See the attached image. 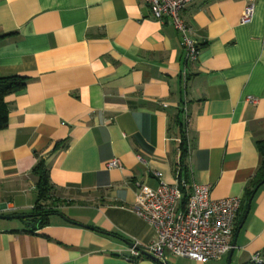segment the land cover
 Returning a JSON list of instances; mask_svg holds the SVG:
<instances>
[{"label":"crops","instance_id":"obj_1","mask_svg":"<svg viewBox=\"0 0 264 264\" xmlns=\"http://www.w3.org/2000/svg\"><path fill=\"white\" fill-rule=\"evenodd\" d=\"M181 17L195 62L144 0H0V75L25 78L5 98L0 215L32 214L40 163L54 202L41 228L0 220V264H173L182 258H124L128 244L153 240L133 210L138 189L161 182L239 198L243 217L262 163L264 0H195ZM112 160L121 169H107ZM240 222L230 264L264 254V185L236 232ZM229 252L206 264H227Z\"/></svg>","mask_w":264,"mask_h":264},{"label":"built area","instance_id":"obj_2","mask_svg":"<svg viewBox=\"0 0 264 264\" xmlns=\"http://www.w3.org/2000/svg\"><path fill=\"white\" fill-rule=\"evenodd\" d=\"M144 1L155 21L170 23L179 34L185 61L195 62L199 47L193 39L192 28L181 17L182 11L195 0ZM253 13L251 1L244 10L241 24L251 22ZM106 167L121 169V164L112 160ZM155 176L161 177L159 173ZM176 184L169 186L161 182L155 190L140 187L136 192L133 212L152 228L153 240L145 248L137 244L131 246L124 257L126 261L138 262L147 254L159 262L164 261L166 255H172L206 264L220 260L231 250L241 199L213 200L209 186L192 185L189 193L184 194L185 185L179 181ZM249 263L264 264V254H254Z\"/></svg>","mask_w":264,"mask_h":264},{"label":"trees","instance_id":"obj_3","mask_svg":"<svg viewBox=\"0 0 264 264\" xmlns=\"http://www.w3.org/2000/svg\"><path fill=\"white\" fill-rule=\"evenodd\" d=\"M25 86V78L19 76H2L0 75V131L7 127L8 111L5 104V98L11 94L21 91ZM182 142V141H181ZM185 141L183 140L184 145ZM258 149L262 155V163L256 170L253 178L246 187L243 202H248L258 190L264 185V139L257 143ZM35 174L39 178L37 186V202L33 207V212L24 221L37 228H41L46 224L48 217L54 214V204H49L51 200V185L49 183L48 174L43 165L40 163L34 169ZM241 211V213H240ZM243 207L241 206L237 222L242 218Z\"/></svg>","mask_w":264,"mask_h":264},{"label":"water","instance_id":"obj_4","mask_svg":"<svg viewBox=\"0 0 264 264\" xmlns=\"http://www.w3.org/2000/svg\"><path fill=\"white\" fill-rule=\"evenodd\" d=\"M255 192H256V190H255ZM250 202H251V200L248 201V204L246 206V210H245V212L243 214L242 220H241L236 232H238L240 230V228L242 227V225H243V223H244V221L246 219V216H247L249 208H250ZM27 217L28 216H23V215L22 216L21 215H15V216H3V215H0V220H13V219H15V220H24ZM128 245L133 246L134 244H128ZM233 248H234V243L232 245V248H231V250L229 252V255H228V258H227V264H230V258H231V253H232V249ZM137 249H139V248L137 247ZM144 255L146 257L150 258V259L156 260V259L152 258L151 256H148L147 254H144ZM156 261H158V260H156ZM162 263L163 264H167L166 262H162Z\"/></svg>","mask_w":264,"mask_h":264},{"label":"rangeland","instance_id":"obj_5","mask_svg":"<svg viewBox=\"0 0 264 264\" xmlns=\"http://www.w3.org/2000/svg\"><path fill=\"white\" fill-rule=\"evenodd\" d=\"M166 255V254H165ZM166 256H169V255H166ZM168 261L170 263H173V264H183L184 261L182 259H177V258H173V257H167ZM210 264H213V263H210Z\"/></svg>","mask_w":264,"mask_h":264}]
</instances>
